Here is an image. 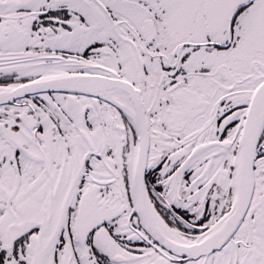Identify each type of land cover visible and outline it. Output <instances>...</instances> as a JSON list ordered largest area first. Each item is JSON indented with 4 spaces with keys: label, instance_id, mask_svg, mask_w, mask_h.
Instances as JSON below:
<instances>
[{
    "label": "snow or ice",
    "instance_id": "obj_1",
    "mask_svg": "<svg viewBox=\"0 0 264 264\" xmlns=\"http://www.w3.org/2000/svg\"><path fill=\"white\" fill-rule=\"evenodd\" d=\"M0 264H264V0H0Z\"/></svg>",
    "mask_w": 264,
    "mask_h": 264
}]
</instances>
